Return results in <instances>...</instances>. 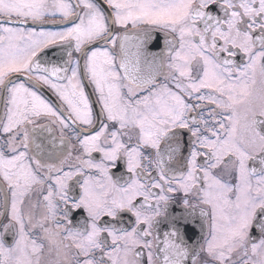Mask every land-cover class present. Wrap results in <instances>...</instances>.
Instances as JSON below:
<instances>
[{
  "label": "snow or ice",
  "instance_id": "6c2138e0",
  "mask_svg": "<svg viewBox=\"0 0 264 264\" xmlns=\"http://www.w3.org/2000/svg\"><path fill=\"white\" fill-rule=\"evenodd\" d=\"M0 264H264V0H0Z\"/></svg>",
  "mask_w": 264,
  "mask_h": 264
}]
</instances>
